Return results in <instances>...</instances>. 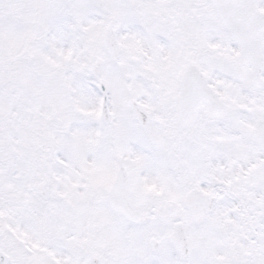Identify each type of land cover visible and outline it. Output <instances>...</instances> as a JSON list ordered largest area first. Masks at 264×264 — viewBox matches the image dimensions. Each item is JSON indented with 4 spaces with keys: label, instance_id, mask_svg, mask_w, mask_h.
<instances>
[{
    "label": "snow or ice",
    "instance_id": "snow-or-ice-1",
    "mask_svg": "<svg viewBox=\"0 0 264 264\" xmlns=\"http://www.w3.org/2000/svg\"><path fill=\"white\" fill-rule=\"evenodd\" d=\"M0 264H264V0H0Z\"/></svg>",
    "mask_w": 264,
    "mask_h": 264
}]
</instances>
